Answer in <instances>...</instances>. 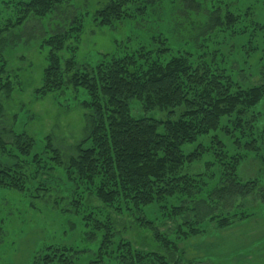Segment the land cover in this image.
Segmentation results:
<instances>
[{
    "label": "trees",
    "instance_id": "16d2710c",
    "mask_svg": "<svg viewBox=\"0 0 264 264\" xmlns=\"http://www.w3.org/2000/svg\"><path fill=\"white\" fill-rule=\"evenodd\" d=\"M71 1L0 0V92L3 98L9 99L15 85L19 84L17 75L14 80L8 74L1 78L5 74L2 49L13 31L30 19L56 15L62 5ZM236 1L106 0L95 12L94 20L99 26L111 27L124 19L149 17L156 6L179 2L186 13H196L205 6L202 10L206 13L205 28L208 32H216L214 38H218L225 27L240 25V9H234L233 5ZM254 2L264 5L262 0H257L240 7L246 14L251 11L252 15ZM252 23L258 36L264 37V24ZM83 30V19L76 16L67 28L58 29L42 40L40 48L46 49V66L41 86L34 91L40 98L61 92L68 86L82 88L87 93L89 99L83 103L89 110L87 126L75 154L63 161L48 136L38 147L36 138L25 132L10 131V142H6L4 133L0 132V187L23 191L28 181L59 169L77 189H82L77 194L79 200L72 204L76 209L78 205L89 209L82 220L85 225L91 224L95 231L91 237L100 236L96 264L110 257L114 227L109 213L90 205L91 201L85 203L81 194L94 198L118 215L140 211L152 204L168 208L170 221L193 212L192 219L185 218L183 224L188 230L179 226L178 238L182 240L200 234L198 225L205 220L219 229H226L235 219H247L249 215L242 208L245 201L258 196V181L238 179L241 156L227 154L224 144L214 137L212 151L216 171L189 176L183 174L182 168L200 160L205 148L198 145L187 155L181 148L218 131L221 126L226 131L231 127L239 130L243 138H249L245 142L246 151L259 157L264 165V126L254 129L256 116L247 117L263 98L264 84L244 89L218 65L217 49L209 54H193L183 49L174 52L166 38H158L156 50L140 45L121 56L104 55L95 66L77 71L74 55L62 61L59 53L67 48L68 41L77 44ZM245 33L246 28L242 27L232 34ZM69 48L71 52L76 50V47ZM131 100L143 111H166L168 117L165 120L134 117L129 106ZM3 112L0 97V122ZM223 119H226L225 124H222ZM235 143L240 146L239 139ZM1 158L13 164H4ZM213 163L207 164L206 169L209 170ZM208 181L214 182L211 189ZM151 224L141 219L139 225L150 228ZM153 239L162 241L168 254H172L170 245L177 249V245L164 235L155 232ZM69 252V248L46 246L34 256L32 264H73ZM114 253L122 264H179V260L168 262L165 256L154 252H138L123 241Z\"/></svg>",
    "mask_w": 264,
    "mask_h": 264
},
{
    "label": "rangeland",
    "instance_id": "374dc122",
    "mask_svg": "<svg viewBox=\"0 0 264 264\" xmlns=\"http://www.w3.org/2000/svg\"><path fill=\"white\" fill-rule=\"evenodd\" d=\"M253 1L257 0H237L233 3L234 9H240V25L225 27L218 38H214L216 32H208L205 28L206 13L202 11L205 6L196 13H186L179 2L156 6L151 9L149 17L124 19L111 27L99 26L94 20L95 12L106 0H72L62 5L56 15L30 19L13 31L2 49L5 74L1 78L8 74L14 80V75H17L19 84L15 85L9 99L3 98L0 92L4 106L0 132L4 133L6 142H10V131L25 132L36 138L38 147L48 136L53 147L61 153L63 161L75 154L87 126L89 110L83 106L89 99L87 93L82 88L68 86L61 92L40 98L34 91L41 86L42 71L46 66V49L40 48L42 40L58 29L67 28L76 16L83 19L82 35L77 44L73 40L68 41L67 48L59 56L64 61L74 55L77 71L83 72L95 66L104 55L121 56L140 45L156 50L158 38H166L167 45L174 52L183 49L193 54H209L217 49L218 65L244 89L264 84V37L258 36L252 23L264 24V5L259 6L254 2L252 15L251 11L246 14L240 7ZM242 27L246 28L244 35L232 34ZM70 46L76 47V50L71 52ZM129 106L131 115L137 118L165 120L168 117L166 111H143L135 100H131ZM253 115L256 116L254 129L263 127L264 96L247 117ZM225 123L226 119H223L222 124ZM222 128L201 137L196 143L182 146L184 155L198 145L205 148L200 160L185 164L182 172L196 176L216 171L212 151L215 145L212 141L217 137L224 144L227 154L241 156L237 168L238 179L242 182L258 181V196L255 200L245 201L242 208L249 217L235 219L226 229H219L205 220L198 225L200 234L182 240L178 238L179 226L185 223V218L192 219L193 212L170 221L168 208L152 204L140 211L118 215L94 198L81 194L85 197V203L91 201L90 205L108 212L113 223L115 236L110 257L99 264H122L114 253L122 241L138 252H154L165 256L168 262L179 260V264H264V165L259 157L246 151L245 142L249 138H243L239 130H232L231 127L229 131ZM236 139H239L240 146L235 143ZM1 161L7 165L13 164L6 158H1ZM50 163L54 161L50 160ZM209 163L214 165L207 170ZM213 184V181H208L209 189ZM81 192L82 189H77L59 169L28 181L23 191L0 187V264H32L34 256L46 246L69 248L73 264H96L100 236L95 234L91 237L90 234L95 231L91 224L85 225L86 222L82 220V215L87 214L89 209L79 205L76 209L72 204V201L79 200L77 194ZM240 210L237 209L238 212ZM141 219L152 223L150 228L140 226ZM181 228L188 230L187 225ZM155 232L164 235L170 243H175L177 249L170 245L172 254H168L163 242L153 239ZM253 251L262 255L252 256Z\"/></svg>",
    "mask_w": 264,
    "mask_h": 264
},
{
    "label": "crops",
    "instance_id": "0c3cea01",
    "mask_svg": "<svg viewBox=\"0 0 264 264\" xmlns=\"http://www.w3.org/2000/svg\"><path fill=\"white\" fill-rule=\"evenodd\" d=\"M260 246V245H259ZM254 247V246H253ZM258 247V246H257ZM262 255V253H258V252H255V251H253V253H252V256H255V255ZM263 256H264V253H263ZM262 259H264V258H262Z\"/></svg>",
    "mask_w": 264,
    "mask_h": 264
}]
</instances>
